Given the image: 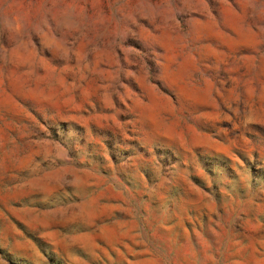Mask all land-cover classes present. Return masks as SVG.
<instances>
[{
  "label": "rangeland",
  "instance_id": "374dc122",
  "mask_svg": "<svg viewBox=\"0 0 264 264\" xmlns=\"http://www.w3.org/2000/svg\"><path fill=\"white\" fill-rule=\"evenodd\" d=\"M0 264H264V0H0Z\"/></svg>",
  "mask_w": 264,
  "mask_h": 264
}]
</instances>
